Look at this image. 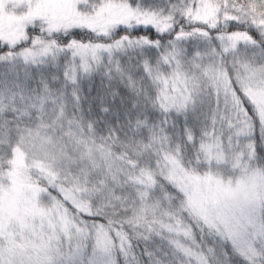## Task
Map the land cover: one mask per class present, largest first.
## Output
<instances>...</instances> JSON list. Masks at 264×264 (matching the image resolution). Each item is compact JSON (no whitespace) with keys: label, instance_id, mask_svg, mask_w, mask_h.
I'll list each match as a JSON object with an SVG mask.
<instances>
[{"label":"snow or ice","instance_id":"obj_1","mask_svg":"<svg viewBox=\"0 0 264 264\" xmlns=\"http://www.w3.org/2000/svg\"><path fill=\"white\" fill-rule=\"evenodd\" d=\"M0 264H264V0H0Z\"/></svg>","mask_w":264,"mask_h":264}]
</instances>
